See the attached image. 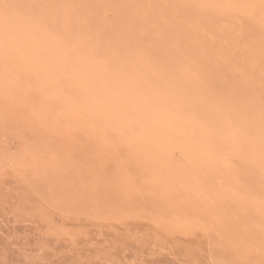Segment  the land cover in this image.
<instances>
[{
	"label": "snow or ice",
	"instance_id": "snow-or-ice-1",
	"mask_svg": "<svg viewBox=\"0 0 264 264\" xmlns=\"http://www.w3.org/2000/svg\"><path fill=\"white\" fill-rule=\"evenodd\" d=\"M201 8L222 10L229 22L218 36L220 50L210 56L228 76L239 78L240 86L229 94L201 82L193 94L182 79L171 87L182 94L185 111L211 104L221 119L213 121L206 139L195 140L196 162L207 176L230 175L239 184L241 174L253 178L246 185L247 202L259 201V219L249 203L241 210L255 227L237 232L233 223L214 214L215 199L209 197L204 215L184 231L203 232L212 258L209 260L169 261L168 264H264V0L247 3L199 5H82L73 3L22 2L0 0V122L5 130L6 153L17 164L11 168L18 178H33L47 189V197L69 214L78 211L90 196L112 193L134 197L148 191L161 199L183 195V184L172 183L155 172L146 155L147 125L134 109L111 96L85 114L96 139L93 158L81 162L71 152L56 147L57 141H74L86 132L81 114H68L58 103L62 94L74 93L85 85L95 86L100 77L88 61L101 65L116 84L137 86L135 67L114 68L121 54H109L87 36L93 19L82 16V8ZM112 17H105L111 23ZM136 23L135 19H131ZM108 87L114 81H104ZM167 85V82H165ZM151 87H160L151 82ZM31 130L32 135H27ZM12 132L22 147L8 145ZM102 163L97 165V161ZM115 162V167H113ZM10 171L5 167L4 173ZM259 174V193L255 176ZM65 204L70 205L64 207ZM49 230L57 225L49 220ZM169 232L172 229H168ZM8 264V262H0ZM14 264V262H13ZM20 264H49L30 258ZM77 264H118L111 259ZM122 264V262H121ZM136 264H148L137 261Z\"/></svg>",
	"mask_w": 264,
	"mask_h": 264
},
{
	"label": "bare ground",
	"instance_id": "bare-ground-1",
	"mask_svg": "<svg viewBox=\"0 0 264 264\" xmlns=\"http://www.w3.org/2000/svg\"><path fill=\"white\" fill-rule=\"evenodd\" d=\"M67 1L65 3H68ZM22 2L57 3V0H22ZM247 2H258V0H74L70 3L212 5ZM79 12L93 19V30L87 33L92 44L98 42L109 54H121L120 64H114V68L134 66L137 83V86L131 90L126 84H116V77L106 74L101 65L92 60L88 61L91 70L100 77L95 86L85 85L74 93L62 94L58 101L66 113H79L84 117L80 124L87 129L86 132H81L86 144L93 147L96 134L93 133L85 114L98 108L100 101L106 96L114 97L129 109H134L147 125L146 155L153 170L172 183L184 185L181 189L183 195L170 199H161L159 195L146 191L153 196L151 204L156 210L161 209L164 214H173L180 219L195 223L204 215L211 196L215 199L213 209L215 216L228 219L237 232H244L249 220L246 221L245 218L234 220L235 213L229 212L228 209L234 203H239L238 205L241 206L243 201L249 203V206L256 211V217L259 215L257 214L258 199L254 202L246 200V185L253 182V178L242 173L239 178L240 183L237 184L228 174L205 175L196 162L197 148L194 141L206 139L213 121L218 122L221 116L211 104L203 108L198 106L194 113L185 111L182 107L185 103L182 94L171 87L174 80L182 79L195 95L199 93L202 81H207L215 90L225 94L233 92L240 86L239 78L235 75H226L218 67V61L210 56L213 51L220 50L218 36L229 22L228 17L222 10L190 7L157 9L85 7ZM98 13L104 16V22L105 17L112 15L114 22L100 24L96 18L90 16ZM169 14L172 16L171 19ZM132 18L136 23L131 22ZM109 79L114 81L111 87L104 83ZM151 82H159L161 86L151 87L149 86ZM1 104L2 97H0ZM91 146L86 150L88 155L94 154L91 153L93 151ZM70 147L76 150L84 149L77 141ZM176 154H179V159H176ZM254 182L258 195V172ZM128 198L115 195V202L111 208L120 210ZM156 210L153 209L154 213Z\"/></svg>",
	"mask_w": 264,
	"mask_h": 264
},
{
	"label": "rangeland",
	"instance_id": "rangeland-1",
	"mask_svg": "<svg viewBox=\"0 0 264 264\" xmlns=\"http://www.w3.org/2000/svg\"><path fill=\"white\" fill-rule=\"evenodd\" d=\"M66 1L57 0V3ZM71 1L74 0L67 2ZM90 16L96 18L100 24L105 23L104 16L100 13ZM32 134L31 130L27 132V135ZM76 141L84 149L76 150L70 147ZM7 143L17 147L23 146L20 138L12 132H9ZM86 143L80 133L79 138L74 141L58 140L56 147L72 151L78 160L86 162L93 158V154L88 155L86 151L91 145ZM93 148L94 146H91V149ZM0 155V262L20 264L30 258H41L49 261V264H77L97 259H111L118 264H136L137 261L168 264L169 261L212 258L204 233L182 230L192 222L173 214H164L161 209L156 210L151 204L153 196L148 192L129 197L124 206L119 207L120 210L111 208L116 195L112 193L101 194L99 197L90 196L78 205H71L78 207V211L71 214L57 208L51 199L46 198L47 189L41 186L38 180L33 178L25 181L11 171L17 161L6 153L2 122ZM179 157V154H176V159ZM5 167L10 169L7 175L4 173ZM146 195L151 198L147 199ZM238 204H231L229 212L235 213L234 220L245 218L248 221ZM69 206L64 205L65 208ZM153 209L156 210L155 213ZM258 219L259 215L257 221ZM49 220H53L57 225L55 230H49ZM252 227L255 226L250 222L246 225L247 229ZM168 229L172 231L169 232Z\"/></svg>",
	"mask_w": 264,
	"mask_h": 264
}]
</instances>
